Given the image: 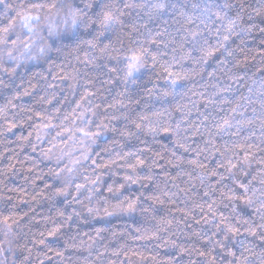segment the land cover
<instances>
[{
  "label": "clouds",
  "instance_id": "1",
  "mask_svg": "<svg viewBox=\"0 0 264 264\" xmlns=\"http://www.w3.org/2000/svg\"><path fill=\"white\" fill-rule=\"evenodd\" d=\"M0 264H264V0H0Z\"/></svg>",
  "mask_w": 264,
  "mask_h": 264
}]
</instances>
